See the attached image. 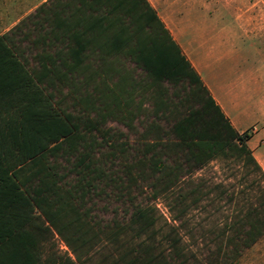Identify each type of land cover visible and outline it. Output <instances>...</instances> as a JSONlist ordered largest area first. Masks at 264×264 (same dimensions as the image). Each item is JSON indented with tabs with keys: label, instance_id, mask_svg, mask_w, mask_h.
I'll use <instances>...</instances> for the list:
<instances>
[{
	"label": "trees",
	"instance_id": "obj_1",
	"mask_svg": "<svg viewBox=\"0 0 264 264\" xmlns=\"http://www.w3.org/2000/svg\"><path fill=\"white\" fill-rule=\"evenodd\" d=\"M10 35L30 44L32 69L15 55L19 47ZM0 50L10 56L0 57V97L8 94L16 102L15 117L0 119V264H86L73 227L92 195L111 188L117 199L126 196L132 203L138 177H145L154 199L171 195L172 213L184 206L183 216L186 199L177 191L185 177L217 158L237 157L261 178L252 186L257 205L238 217L233 229L239 230L227 239L233 245L230 259L264 236V171L248 136L233 127L148 0H50L0 38ZM125 60L145 77L133 78ZM165 83L190 86L181 97L188 107L183 115L171 117L175 108L168 98L159 106L170 110L173 140L158 141V150L148 148V158L127 164L128 145L104 126L116 121L133 129L153 90L167 97ZM64 97L82 115L64 109ZM156 212L154 206H135L127 226L141 241L110 264H166L142 239L155 238ZM55 234L74 258H44L43 247ZM175 235L166 237L173 246L181 241Z\"/></svg>",
	"mask_w": 264,
	"mask_h": 264
},
{
	"label": "rangeland",
	"instance_id": "obj_2",
	"mask_svg": "<svg viewBox=\"0 0 264 264\" xmlns=\"http://www.w3.org/2000/svg\"><path fill=\"white\" fill-rule=\"evenodd\" d=\"M220 1L221 3L214 9L195 8L192 13L184 9L172 10L179 18L186 17L188 22V24L169 25L165 20L173 38L177 40V30L192 27L193 20L190 17L207 15L220 18L222 22L218 24V27L221 28H230V23L236 17L257 18L264 25V0H241L245 2V5L241 4L240 8L237 3L239 0ZM187 38L189 40L192 38L190 32ZM22 46L28 49L30 44L25 41ZM124 64L133 78L139 80L145 77L146 73L135 63L125 60ZM165 87L167 97H161L159 89L151 92L141 116L134 122L133 129L116 121H108L104 126L105 130L116 134L128 145L131 154L124 160L125 163L131 164L143 159L144 156L148 158L152 154L148 152V148L156 147L158 141L173 140L170 132L171 122L168 121L171 118L167 120L170 110L165 107L159 110V106L168 98L175 108L171 117L183 115L188 107L181 101V97L188 93L190 86L187 83L178 85L165 83ZM62 104L63 108L69 112L78 114L83 112L80 106H73L72 99L69 97H64ZM253 113L252 116L245 115L244 124L241 127L247 128L242 134L245 133L248 136L247 144L264 171V98ZM90 118L95 119V115L90 114ZM92 134L98 135L95 131ZM156 148L155 151L159 149V146ZM171 160L172 155L168 163H172ZM138 179V187L132 190V203L126 196L123 199H117L111 194V188H106L102 196L92 195L85 201L84 208H81V221L73 227V230H77L79 238L75 242V247L85 259L86 264H110L130 247L138 246L141 239L135 238L134 230H129L127 226L135 206L156 208L158 219L156 236L151 240L146 239V236L142 239L146 244L154 247L153 253L160 255L166 264H224L225 262L264 264V236L252 247L245 249L238 258L230 259L233 254V245H230L227 239L235 236L236 230H239V225H235L236 228L233 229L234 224L239 223L238 217L257 205L258 191L252 186L255 181L261 180L258 173L248 171L243 165V160L240 161L237 157L217 158L195 171L191 177H185L183 188L177 191V195L186 199L184 205L187 211L183 216L180 212L184 206L175 208L172 213L171 195L154 199L151 180H146L145 177H138ZM196 200L199 201L196 203ZM86 209L88 214L83 212ZM170 225L177 227L176 232L181 238L180 243L174 246L166 241V237L176 236V232L171 230ZM114 235L118 236L115 240ZM176 251L180 252V256H175ZM43 256L45 259L56 260L74 258L65 239L56 234L44 245Z\"/></svg>",
	"mask_w": 264,
	"mask_h": 264
},
{
	"label": "crops",
	"instance_id": "obj_3",
	"mask_svg": "<svg viewBox=\"0 0 264 264\" xmlns=\"http://www.w3.org/2000/svg\"><path fill=\"white\" fill-rule=\"evenodd\" d=\"M49 1L0 0V38L8 36L20 22ZM148 1L165 25V20L169 25L188 24L186 17L181 19L172 12L174 9L190 10L189 13H192L195 8L214 9L221 3L220 0ZM237 3L238 8L241 4L245 5L241 0ZM190 19L193 20L192 27L177 30L175 41L222 112L242 133L247 128L241 127L245 115L252 116L264 98V25L261 20L252 17H236L230 28L218 27L222 22L220 18L207 15ZM189 32L192 35L190 40L187 38ZM9 37L19 47L14 50L19 61L32 69L33 52L22 48L24 42H20L18 35ZM0 57L7 58L2 59L7 61L10 56L7 51L0 50ZM15 103L11 95L0 97V119L15 117Z\"/></svg>",
	"mask_w": 264,
	"mask_h": 264
}]
</instances>
